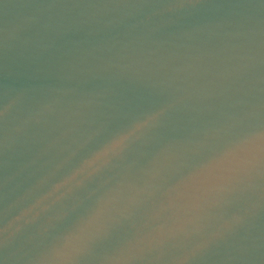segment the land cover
Here are the masks:
<instances>
[{
	"label": "water",
	"instance_id": "1",
	"mask_svg": "<svg viewBox=\"0 0 264 264\" xmlns=\"http://www.w3.org/2000/svg\"><path fill=\"white\" fill-rule=\"evenodd\" d=\"M261 132L264 0H0V264H264Z\"/></svg>",
	"mask_w": 264,
	"mask_h": 264
},
{
	"label": "snow or ice",
	"instance_id": "2",
	"mask_svg": "<svg viewBox=\"0 0 264 264\" xmlns=\"http://www.w3.org/2000/svg\"><path fill=\"white\" fill-rule=\"evenodd\" d=\"M152 119H155L153 116ZM142 125L137 123L132 130L128 129H122V130H117L115 131L109 140L99 149V151L95 155V160H99L103 157L108 156L110 153H115L117 150H122L123 147L125 146V142L129 139L131 135H133V132L136 129H139ZM260 140L264 142V132H261L258 134ZM257 137V135H252L246 138H242L238 141L231 142L226 144L221 150L213 153L211 156L208 158L202 160L199 164V166L202 163L207 162L208 159L210 158H216L221 156L222 154L229 152L231 150H235L238 148L241 144L248 143L252 140H254ZM262 156H264V148H262L261 152ZM246 163V161H245ZM198 166V167H199ZM96 217L92 216L89 219H86L82 222H80L76 226V231L75 234H69L66 239L68 240L69 243H71L74 240H80L82 238L87 240V243L89 245H94V244H99V243H105L110 241L113 238V232L110 228L107 227H97L93 229V224L95 222ZM85 233H87V236L85 237ZM66 247L68 246L67 244L65 245Z\"/></svg>",
	"mask_w": 264,
	"mask_h": 264
}]
</instances>
